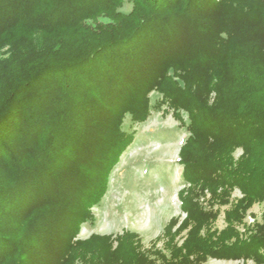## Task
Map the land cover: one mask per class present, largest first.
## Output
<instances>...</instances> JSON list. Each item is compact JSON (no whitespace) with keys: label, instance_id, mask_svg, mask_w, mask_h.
<instances>
[{"label":"trees","instance_id":"obj_1","mask_svg":"<svg viewBox=\"0 0 264 264\" xmlns=\"http://www.w3.org/2000/svg\"><path fill=\"white\" fill-rule=\"evenodd\" d=\"M153 92L189 133L181 215L80 239ZM263 203L264 0H0V264H264Z\"/></svg>","mask_w":264,"mask_h":264},{"label":"rangeland","instance_id":"obj_2","mask_svg":"<svg viewBox=\"0 0 264 264\" xmlns=\"http://www.w3.org/2000/svg\"><path fill=\"white\" fill-rule=\"evenodd\" d=\"M130 8L131 5L127 4L124 10L129 11ZM150 98L151 114L146 122L133 124L129 115L126 116L123 128L128 133H136L134 143L114 168L105 197L93 208L95 221L83 226L80 239H87L93 234L116 236L129 230L137 233L148 249L163 234L170 219L181 215L178 192L185 182L179 153L189 133L172 112L164 114L166 106L154 107L161 100L158 93L153 92ZM183 118L188 123L186 113H183ZM240 154L241 150H238L235 156ZM240 197V192L236 190L233 198ZM226 209L221 208L215 224L218 230L227 226L224 220ZM263 212L264 203L255 205L249 211L246 223L261 221ZM240 229L243 231L242 227ZM157 248L163 249V240L157 243ZM204 264L254 263L210 259Z\"/></svg>","mask_w":264,"mask_h":264}]
</instances>
